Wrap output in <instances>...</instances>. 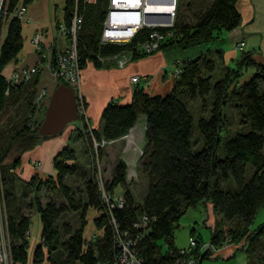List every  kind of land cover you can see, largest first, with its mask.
I'll return each instance as SVG.
<instances>
[{"label": "trees", "instance_id": "obj_1", "mask_svg": "<svg viewBox=\"0 0 264 264\" xmlns=\"http://www.w3.org/2000/svg\"><path fill=\"white\" fill-rule=\"evenodd\" d=\"M31 1L2 0L0 6V122L5 119L7 123L5 129H0V207L12 264H25L29 259L32 264H112L120 251L116 231L127 232L130 237L136 233L142 235L133 247L142 264H176L180 248L174 246L173 232L180 217L186 208L206 202L220 220L230 224L233 240L243 238L256 213L264 206V64L254 62L249 53H242L234 67L225 68L221 78L211 81L214 61L199 55L180 64V72L167 94L151 96L137 87L130 103L108 101L101 110V129H92L91 134L96 139H121L144 116V146L137 169L146 179L145 192L135 202L125 180L126 165L117 159L104 188L110 194L121 192L124 203L108 210L102 203L94 176L88 177L79 171L74 151L68 145L53 157L55 176L35 174L23 180L16 174L21 155L46 137L38 132L42 118L34 124L30 119L36 108H42L34 103L38 72L17 84L8 82L2 74L22 47L21 21L13 12L19 4ZM237 1L202 0L203 6L192 12L191 23L178 16L174 17L172 27L156 28L171 33L160 43V50L167 53L220 41L240 24ZM73 5V0H66L63 15L66 24ZM78 8L83 18L76 41L80 68L87 62L101 67L99 58L106 59L125 50L132 51L131 60L146 56L133 49L148 38L152 28H140L124 44L101 43L107 0H97L94 4H82L78 0ZM244 67H253L255 72L246 81L238 82ZM208 95L211 96L209 115L199 116L195 123L202 140L201 148L197 149L193 144V117L188 102L198 97L204 109ZM22 100L29 114L12 125L11 108ZM228 106L236 110L240 130L227 134L225 110ZM76 128L82 136L81 129ZM221 134L228 136H224L223 154L218 155ZM73 175L81 178L82 189L66 183L67 177ZM18 184L19 193L16 192ZM42 188L55 190L59 200L42 203L37 195ZM30 196L28 207L38 215L41 225L40 242L32 248L31 255L28 253L31 217L19 205ZM91 210L95 211L92 223L98 232L86 238L84 230ZM69 212L77 214L74 225L66 218ZM142 215L148 219L147 226L135 229L133 225ZM221 233L211 235L210 242L217 243ZM247 234L251 248L247 264H264V252L253 248L262 240L264 221ZM195 239L197 245L202 241ZM202 251L193 253L194 257L205 256Z\"/></svg>", "mask_w": 264, "mask_h": 264}, {"label": "rangeland", "instance_id": "obj_2", "mask_svg": "<svg viewBox=\"0 0 264 264\" xmlns=\"http://www.w3.org/2000/svg\"><path fill=\"white\" fill-rule=\"evenodd\" d=\"M1 2H2V0H0V6H1ZM21 5L25 6L23 4H19L17 7H19ZM201 6H203L202 0H176L175 16L174 17L179 16L185 22L191 23L193 21L192 16H191L192 12L194 10H198L199 8H201ZM13 15H15L14 12H13ZM60 19H64L63 16ZM60 19H58L56 21V24H55L56 29H57V23ZM146 23L151 24L150 22H146ZM148 24L143 25V27H148ZM149 27L151 28V25H149ZM156 28H159V27H156ZM42 33L44 35V32H42ZM64 42L66 45L67 39L64 38ZM124 43H125L124 41H121L118 44H124ZM237 43H236V49L242 48L244 43L239 44V45ZM159 45H160V43H159ZM159 45H158L157 49L154 50L153 52H150V53L142 52V53L146 54V56H147V55L153 54L157 51H160ZM32 46L34 48L33 44H32ZM211 46H215V45L214 44H208L207 46H199V47L197 46V47H194L191 49H197L199 51H201V50L204 51L206 48H210ZM191 49L175 51L169 55H171V56L176 55L177 58L180 59V58H182V55L183 56L184 55L189 56V54L194 53V51ZM34 50H35V48H34ZM42 51L46 54L45 58L44 57L41 58L39 56V54L35 51L36 61L34 64H36L37 61H39L42 66H40L38 69L39 82H38L37 90H36V93L34 96V103L37 104L35 99L37 97V93H39L41 90L46 92V97H45L46 101L44 100V103H43L44 107L41 105V107L43 109L42 108H39V109L36 108L32 112V115L30 118L31 124H34L35 120L37 121V120H40L41 118L43 119L44 111H42V110H44V108L46 107L49 96H50L52 90L54 89L55 85H58V82L61 81L60 78L56 77L55 60H54L56 54L59 51L53 53L54 56L50 54L49 50L44 51L42 48ZM240 57H241V55H240ZM130 61H131V59L128 62H130ZM119 63L120 62H119L118 58H111V59L102 61L101 68H106V67H110L113 65L114 67L121 69L126 65L125 64L122 67L119 65ZM175 64L178 66L179 63L175 62ZM235 64H236V62H235ZM214 65H215L214 70L210 74L211 81H215L216 79L221 78L223 76V74L225 73V72L222 73L223 70L221 67L218 68L219 64L217 65V62L215 63V61H214ZM30 66L31 65L24 66V67H30ZM177 66L175 67V69L177 68ZM22 68L23 67H21V68L17 67L16 68V67H14V64H11L10 68L5 72L6 79L7 80L9 79V77L12 75L13 71H15L17 69H22ZM41 68H42V70H41ZM175 69H174V76L176 77L177 75L175 74V71H176ZM81 70H82V68L79 69V73H78L79 74V81H80V77H81ZM35 73H37V72H35ZM144 83H145V85H147L148 81L146 80V81H144ZM77 89L79 91V84H78ZM83 101H84V99H83ZM210 103H211V96L210 95H208L205 99L204 109H203L202 103L198 97H196L195 99L190 100L188 102V110L190 111V114L193 117V125H192L193 144H194V147L197 149L201 148L202 140H201L200 134L198 133V131L195 128L196 119L199 116H205L206 117L209 115ZM83 105H84V103H83ZM84 110H85V105L83 107V111L81 113H78L79 114L78 119L74 122L68 123L66 125V127H64V129H63L64 133L67 136H69L68 137L69 141H68L67 145L72 146L76 150L77 157L75 155V163L78 166L79 171L85 172L88 177L94 176V179L96 178L98 171H99L100 179L103 182L109 181L111 179V171H112V168L115 164V161L117 159H121L124 161L125 160V156H124L125 150L131 149L130 151H132L134 153L135 158L128 163L124 161V163L126 165L125 180H126V183H128V187H129V190H130V192L134 198V201L139 202L143 196V193L145 192V189H146V179L144 176H142V174H140L139 170L137 169V167L139 165L138 161H139V158L142 154V149H143L144 143L140 146H137V147L135 144H132L128 148H126V146H127V140L129 138V136L131 137V136H134V134H136V133H140L135 129L133 130V128L135 127L136 123L138 121H140L141 117H144V116H140L138 118V120L136 121L135 125L127 132V134L124 135L122 145L117 144V145H114L113 147H110L109 144H111L114 140H112L111 143L109 142V143L104 144V143H102V141H100L101 139H96L93 137V135L91 134L92 129L90 128V125L85 118ZM10 113H11V119H12L11 124L16 125L19 121L23 120L29 114V110L27 109L26 102L22 100V102H20L17 106L11 108ZM225 115H226L225 116L226 117L225 118V120H226L225 121L226 122L225 128H226L227 134L231 133V132L233 133L236 130H240L236 110L234 108H231L230 106H228L225 110ZM80 117H82V119ZM42 119L40 120L39 123H41ZM75 122H78L81 125L79 127V129H81V133H82L81 137L83 138V140L86 144L85 150H84L83 140H81L79 138V134H78L79 130L77 131V128H76L77 126L75 125ZM144 123H145V118H144ZM6 126H7V123H6L5 119H2V121L0 122V129L3 130L6 128ZM144 129H145V124L142 127V135H143L142 140H141L142 142L144 140ZM54 135H56V134H54ZM225 135L226 134H221L220 144H219L218 149H217L218 155L223 154L222 145L225 141V138H224ZM227 136L228 135H226L225 137H227ZM91 138H94V140ZM96 142L97 143L99 142L102 145L96 146V144H97ZM133 142H134V140H133ZM92 143H93V145H92ZM137 148H138V152L136 153ZM54 150L55 149H49L48 151L54 152ZM43 160H45V159H43ZM43 160L42 161H40V160H33L32 161L29 159L28 163L31 165L32 168L33 167L37 168V167H40V164H41V166H43L45 164L43 162ZM4 163H6V161H4L3 164ZM50 163H51V165H50L51 171L42 172V173H40L41 176H43V177L55 176L56 172H55L54 166H53V158H52V161H50ZM246 174H247V176L250 175L249 165H247ZM33 175H35V174H32V173L29 174V178H27V180H29L30 177H32ZM66 183L69 186H71L72 188L76 187L78 189H82V187H83L81 178H79V176H75V175L67 177ZM20 188L21 187L18 184L17 185V191H16L17 193H19ZM118 194H121V192H119L117 194H112V195L117 196ZM37 195H38V197L42 203L49 200V199H55L57 201L60 198V197H58L57 192L53 189L42 188L37 193ZM31 196L28 198V200L19 202L21 211L25 214H29L30 217L33 214H35L34 210L31 207H28V203H29L28 201L32 200ZM205 205L207 206L208 202H206L205 204L199 203L195 207L186 208L183 215L180 217L178 227L173 232L174 244L178 248H188L190 245V239H192V238L197 237V238L202 239V241L198 245H197V242L195 241L194 245L191 246L189 249H187V251L185 252L187 254L185 256H183V257L179 256L180 260H182L185 264H188V263L189 264H199L198 261H200V260H201L200 264H246V263H248V254L247 253H248V251H250L251 248L249 247L250 244H248L249 242L247 240V235H248L247 233H249V231L251 229L256 228L258 225H260L264 221V206L261 207L258 210V212L256 213V215H255V217H254V219L250 225V228L246 229V233L244 234L243 238H241V239L238 238L237 241H235V240H233L234 239L233 236L231 237V235L229 233L230 224L220 220L219 217L213 211V209H212V211L209 209V207H212L211 204L208 205L207 207H205ZM91 213H95V211L91 210ZM76 215L77 214L74 212H71V213L69 212V213H67L66 218L74 225V223L77 220ZM87 225L88 226L93 225V223L90 219H88ZM218 231H220L222 233H221L217 243H211L210 242L211 241L210 240L211 235H213L215 232H218ZM93 232L94 231H92V233ZM89 236L91 237V233H89ZM28 239H29V235H28ZM158 244L161 246H164L161 241H159ZM255 244L256 245L253 246V248L256 251L262 250L264 252V235L262 236V240L260 241V243H255ZM28 249H29V247H28ZM221 249H223V251L224 250H231L232 252L234 251L235 256L228 259V260H225L222 257H216V255L218 254V252ZM161 250L163 252L164 247H162ZM199 251L204 252L205 256L201 255L199 257L198 256L194 257L193 253L196 252L195 254H198ZM263 257H264V255H263ZM0 264H12V262L10 260V256H9V240H8V236L6 234L5 228H4V217H3V214L1 213V207H0Z\"/></svg>", "mask_w": 264, "mask_h": 264}, {"label": "crops", "instance_id": "obj_3", "mask_svg": "<svg viewBox=\"0 0 264 264\" xmlns=\"http://www.w3.org/2000/svg\"><path fill=\"white\" fill-rule=\"evenodd\" d=\"M65 4L66 0H32L25 5L24 12L19 17L21 21L22 47L16 59L4 67L2 71L4 76L11 64H14L16 68H21L35 63L36 53L32 46L31 38L36 30L40 29L44 32L43 43H41L44 51L49 50L50 54L53 55V53L65 47L64 38L58 34L55 25L56 21L64 15ZM236 8L240 13V24L232 31L224 34L220 41L211 43L215 46L206 48L204 51L191 49L194 53L189 54V56L182 55V58L179 59L176 55H169L175 51L165 53L160 50L153 54L131 60L121 69L113 65L101 68L95 67L91 62L86 63L81 70L79 93L86 103L84 115L90 128L95 130L101 129L100 114L108 101L113 100L118 104L130 103L135 89L129 79L132 75H140L147 79V85H145L143 80L138 83V87L142 88L145 93L151 96H163L172 88L175 78L174 69L177 66L175 62L179 63L177 66L179 67L182 62L202 55L207 59L215 61V63L217 62V65L219 64L218 68L221 67L223 73L225 68L234 67L235 62L242 53H249L250 58L254 62L264 64V0H238ZM241 40L244 43L242 48L236 49V43ZM254 72L255 68L253 67L242 68L238 82L246 81ZM141 118L144 119V117ZM75 125L77 127L81 126L78 122H75ZM68 137L64 131L56 135L46 136L33 149L24 152L21 155V164L16 169L17 176L23 180H27L31 173L40 174L51 171L50 161H52L53 156L57 152L67 145L69 141ZM142 137L143 135L139 133L134 134L133 144L136 147L144 143V140L143 142L141 141ZM79 138L83 140L81 136ZM123 138L124 136L121 139L114 140L109 144L110 147L117 144L122 145ZM83 143L85 150L86 144L84 140ZM70 147L77 157L76 150L72 146ZM49 149L55 150L54 152H49ZM130 150H125L124 153V161L127 163L135 158L134 153ZM29 159L32 161H42L45 159L43 162L46 165L41 166L40 164V167L32 168L28 163ZM208 205L210 204L208 203ZM207 206L205 205V207ZM209 209L212 211V207H209ZM90 213L91 211L88 212L87 216L92 221L93 213ZM40 230L39 217L35 213L31 216L29 229V254L32 248L40 242ZM92 231H94L93 233L98 232L94 229L93 225H86L84 230L86 238L90 237L89 233L93 234ZM231 252V250L223 251L221 249L216 257L228 260L235 256L234 251ZM25 264L32 263L29 259Z\"/></svg>", "mask_w": 264, "mask_h": 264}, {"label": "built area", "instance_id": "obj_4", "mask_svg": "<svg viewBox=\"0 0 264 264\" xmlns=\"http://www.w3.org/2000/svg\"><path fill=\"white\" fill-rule=\"evenodd\" d=\"M74 5L73 9L70 11L69 23L66 24L64 19H60L57 23V32L60 36L67 39L65 47L60 50L54 60H55V74L56 77L60 78L63 83L68 84L75 96L77 111L81 113L83 111V98L80 95L77 87L79 84V55L76 49V41L78 34L81 30L83 18L82 14L79 12L78 0H73ZM82 4H94L97 0H80ZM146 3L151 4L152 6L167 3L171 4L170 8L166 13H149L152 16L153 21L151 24L146 23L145 17L148 12L146 11ZM175 6L176 0H107V10L102 23V31L100 36L101 43H119L124 41L125 43L129 42L135 32L142 28L143 25H151V32L148 35V38L134 47L133 52L137 53H150L157 49L159 43L166 38L171 36L170 31L165 33L156 29V27L168 29L173 26L174 16H175ZM25 6H19L15 9L14 14L20 17L24 12ZM43 31L36 30L32 36L31 42L34 45L35 51L39 54L41 58H45L46 54L42 51L43 43ZM123 43V42H122ZM243 41L238 42L237 44H242ZM237 45V46H238ZM132 57L131 50L122 51L119 54L113 55L106 59L99 58V61L108 60L111 58H118L119 65L124 66ZM42 66L39 61L36 64L31 65L30 67H23L22 69H17L12 72V75L9 77L8 82L10 83H20L30 79V77L38 72L39 67ZM42 70V68H41ZM175 74L178 75L180 68L175 69ZM143 80L146 81L145 77L140 75H132L130 77V83L137 88L138 83ZM39 94V95H38ZM44 95V96H43ZM46 97V92L40 91L37 93L35 101L37 105L41 106L44 103ZM46 101V100H45ZM94 140V138H91ZM102 143H111L112 140L101 139ZM95 142V141H94ZM97 143V142H96ZM93 145V143H92ZM101 146L99 142L96 146ZM95 146V147H96ZM95 181L98 185V191L102 203L105 205L106 209H111L113 207H121L124 203V198L122 194L113 196L108 193L104 188V182L100 179V173L95 178ZM148 219L145 215H142L139 220L134 223V228H146ZM126 233H118L116 231V242L119 247L118 255L113 260L112 264H142V260L135 254L133 247L137 241L142 237L140 233H136L133 237L126 235ZM125 237H124V236ZM195 238L190 239V245L187 249L195 243ZM187 249L180 248L178 253L181 257L185 256ZM176 264H185L182 260L177 259ZM189 264V263H188Z\"/></svg>", "mask_w": 264, "mask_h": 264}, {"label": "water", "instance_id": "obj_5", "mask_svg": "<svg viewBox=\"0 0 264 264\" xmlns=\"http://www.w3.org/2000/svg\"><path fill=\"white\" fill-rule=\"evenodd\" d=\"M151 14L145 17L146 22L153 21ZM74 92L66 83H59L52 90L44 110L43 119L38 127L41 136L61 133L70 122L78 119Z\"/></svg>", "mask_w": 264, "mask_h": 264}, {"label": "bare ground", "instance_id": "obj_6", "mask_svg": "<svg viewBox=\"0 0 264 264\" xmlns=\"http://www.w3.org/2000/svg\"><path fill=\"white\" fill-rule=\"evenodd\" d=\"M171 4H167V3H161L155 6H152L149 3H146L145 7H146V11L148 13H154L156 15V13H166L168 11V9L170 8ZM156 12V13H155ZM144 119H140V121H138L135 125V127L133 128V130H137L138 132H140L139 134L142 135V127L144 126ZM133 140H134V136H129L128 140H127V146L126 148L130 147L133 144ZM138 152V148L136 149V153Z\"/></svg>", "mask_w": 264, "mask_h": 264}]
</instances>
